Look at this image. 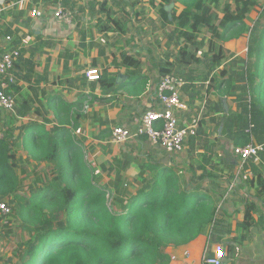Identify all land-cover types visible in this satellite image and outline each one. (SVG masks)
Here are the masks:
<instances>
[{"label":"trees","instance_id":"16d2710c","mask_svg":"<svg viewBox=\"0 0 264 264\" xmlns=\"http://www.w3.org/2000/svg\"><path fill=\"white\" fill-rule=\"evenodd\" d=\"M261 1L264 0H151L163 24L173 26L186 46L194 49L195 54L190 58L195 62H199L196 53L203 48L198 35H209L208 51L213 53L211 61L215 67L223 61L220 43L229 50H239L241 39L250 34L247 50L241 54L242 71L236 74L239 79L230 75L222 83L227 75L224 70L223 78L215 86L222 99L215 109L224 114L221 119L224 125L217 135L228 138L237 147L254 142L264 144V5ZM169 4L182 9L169 16L166 9ZM135 53L129 52L123 59V64L134 71L141 69V60L133 57ZM180 56L184 69L191 62L185 60L186 52L181 51ZM159 72L161 76L173 73L168 68H160ZM184 74L181 70L176 75ZM191 75H186L189 80ZM129 77L135 82L117 86L116 76L107 75L100 77L99 85L102 90L110 91L140 83L144 92L148 85L145 76ZM224 99L237 103L236 107L230 106V111L235 113L233 117L225 113ZM79 105L80 102L63 101L53 109L58 125L54 134L40 124L27 127L22 142L27 157L55 164L57 173L54 180L32 193L27 201L19 194L25 169L18 166L23 159L16 152L13 130L9 129L0 141V200L11 199L12 205L16 203L14 207L20 219L33 227L31 239L10 264H168L170 251L185 248L206 233L209 239L231 232L215 224L217 208L224 199L216 205L212 188L204 186L205 172L197 175L192 164L157 166L139 162L141 172L147 175L140 182L141 187L126 180L118 192L110 194L111 187H115L112 181L107 186L97 185L69 127L81 118L75 111ZM10 115L12 123L16 111ZM35 152L39 154L34 156ZM252 168L255 176L246 186L239 182L235 188L243 185L264 194L261 166L252 164ZM179 174L184 177V188ZM234 178L232 175L226 182L231 186ZM132 189L136 192L129 198ZM256 213L257 205L246 202L243 222L239 224L243 233L257 226ZM262 218L261 215L259 219ZM227 249L234 250L233 246Z\"/></svg>","mask_w":264,"mask_h":264},{"label":"rangeland","instance_id":"374dc122","mask_svg":"<svg viewBox=\"0 0 264 264\" xmlns=\"http://www.w3.org/2000/svg\"><path fill=\"white\" fill-rule=\"evenodd\" d=\"M61 1L63 2V0ZM33 2V0H0V5L3 8L9 4L11 5L10 9L15 11L16 7L21 4H27V10L31 16L33 10L31 3ZM48 2V6L44 4V9L46 7H54L58 0H48ZM75 3L79 4L78 2ZM260 4L264 5V1H261ZM63 5L68 11L73 13L74 18L77 20L76 7L73 4L66 5L64 2ZM166 9L169 16H171L174 11L179 12L182 7L169 4ZM128 10L130 11V8ZM133 10L135 15L119 16L117 23L111 28L114 31L107 34L103 33L102 37H99L92 30L88 36L80 31L77 39L73 40V42H70L69 37L64 36L49 42L54 45L51 48V53L43 51L44 56H42L37 65V69L42 72L41 77H37L34 74L35 68L30 69L26 76L13 72L16 83L9 87L8 91L16 99V117H13L11 123L9 120V118L11 119L10 113L0 111V133L7 134L9 129L13 130L12 138L16 143L19 154L24 158L23 166L21 165L20 168L23 167L25 169V176L23 177L19 194L25 197L26 201L32 193L46 187L51 180H54L57 174L54 170L55 164L49 162L41 163L28 158L22 143L27 127L31 124H38L36 121H42L43 125L41 126L46 128L47 132L51 134L58 130L57 123L50 116V109H57L63 102L59 100L56 104L50 103L49 98L51 97L62 98L61 100L65 101V103L80 99L79 101L83 103L75 109L81 115L82 122L79 123V126L70 124L69 127L73 129L71 135L74 140L79 144L81 143L84 160L95 183L103 187L112 181L115 187H111L112 192L110 194L118 192L123 182L126 183V180L133 183L137 188L141 187L140 182H142L143 178H147V175L143 174L139 165L135 164V162L133 163L132 158L127 155V152L134 147L128 145L130 142L122 146L114 144L111 139V129L115 126L134 128L136 119L145 111L143 103L146 102L148 93L153 92L162 77L159 72L160 68L171 69V72L175 74L181 70L185 72L182 77L190 83V86L187 87L188 89L186 88V95L189 98L191 108L189 116H200L201 119L202 133L192 145L186 146L188 149L178 159L180 162L178 165L192 164L196 167L199 176L205 172L207 180L204 186L212 188L216 205H219L224 198L226 199V196L230 198L232 194H238L237 191L239 190L249 191L243 185H240L238 189L235 188L236 190L230 191V182L224 180L216 182V180H213L215 177L212 176L216 175V178L219 179L221 176L224 178V175H221L226 170L223 167V163L229 160L231 156H234L233 158L238 163V158L234 153V149L237 146L232 145V141L228 138H222L217 135V131L220 130L223 124L221 119L224 114L219 113V116L213 117L217 113L216 105L222 100L221 95L217 94L215 86L223 78L221 72L224 70L227 75L222 80V83L225 84L230 75L239 79L236 74H240L242 71L241 54L247 50L248 36L250 34L241 39L239 50H236V48L229 50L224 44L220 43L223 61L213 67V62L211 61L213 53L208 51V34L198 35V42L203 44V48L196 53L199 62H195L190 58V55L195 54L194 49L186 46L173 26L163 24L154 7H139L138 9L133 8ZM117 27L122 28V30ZM82 50L85 52L82 53ZM130 51L137 52L133 57L141 60V69L134 71L123 64L124 56ZM181 51L188 54L185 60L191 62L184 69L182 67L184 64L181 62ZM81 54L82 57L80 56ZM67 55L73 56L71 62H67L64 59ZM93 59L97 61V67L94 69L98 70L100 77L107 75H117V77L119 75L132 77L144 75V80L147 81L148 85L145 86L144 92H142L140 83L134 86L125 84L126 88H114L110 91H104L100 88L99 81L90 83L86 78L87 70L93 68ZM210 67L213 68L210 70ZM74 70L75 72L73 73ZM46 72L48 75H46ZM190 73L192 74L191 80L186 76ZM210 81L211 83H209ZM129 82H135V80L130 78ZM36 83L43 84L45 87L36 88ZM124 83H126V80L120 85ZM84 91L100 97H96V100L92 94L84 95L82 93ZM222 92H224L223 89ZM223 101L227 102L225 99ZM227 104L228 113H225L233 117L235 113L230 111V106L236 107L237 103L230 101ZM143 142H145L142 146L144 150L148 151L152 158H155L153 163L155 165L160 164L158 161L159 157L164 156V153L147 140ZM38 154V152H35L34 156ZM226 171H228V177L230 170ZM133 174L137 175L134 176ZM179 176L180 185L184 188V177L181 174ZM135 192L132 189L130 193L128 192V197H133ZM244 194L245 198L243 197V199L248 200V195H246L248 193ZM3 201L11 207L12 214L7 219V224H5V221L0 222V264H10L16 253L22 250L23 246L31 239L33 227L26 225L20 219L14 207L16 203L12 205L11 199ZM111 204H113L112 197L109 199V205L111 206ZM227 204L228 201L226 199L225 205L227 206ZM220 214L224 218L222 222L227 224L222 210ZM237 233H239V230L231 231L227 234L233 235ZM237 235L239 237L234 240L241 241L242 235ZM209 240L211 239L209 238ZM248 240L252 242L247 247H238L236 255H239V257L234 264H254L249 260L253 256L260 262L255 264L264 263L262 237L255 231Z\"/></svg>","mask_w":264,"mask_h":264},{"label":"crops","instance_id":"0c3cea01","mask_svg":"<svg viewBox=\"0 0 264 264\" xmlns=\"http://www.w3.org/2000/svg\"><path fill=\"white\" fill-rule=\"evenodd\" d=\"M33 1L34 2L31 3V6L33 7V9L35 8L39 9L44 14V16H42L41 18L31 17L30 12L27 10L28 8L27 4L25 5L21 4L19 7H16L15 11L13 9H10L11 5L9 4L3 8L0 5V30L4 32L5 34L12 35L15 40V45L21 48V59L16 65L14 72L22 76H26V73H28V71H30V69L32 68H35L34 74H36L37 77L42 76V72L39 69H37V65L42 59V56H44L43 51L51 53V48H53L54 45L49 42H52V40L55 41V39H57L58 37L64 36V37H69L70 42H73V40L77 39V36L80 34V31H82V33H86V36H88L91 30L94 33L98 34L99 37H102L103 33L107 34L108 32L114 31V29H111V28L117 23V18L119 16L135 15L133 8L134 9L135 8L138 9L139 7L153 8L151 4V0H99L97 3H89L87 2V0H79V1L78 0H63L64 4L66 5L73 4V6L76 7V12H77V20L76 18H74V26H66L56 21L53 18L52 10L54 7H50V8L46 7L44 9V4L46 6L49 5L48 0H33ZM75 2H78L79 4H76ZM129 8H130V11L128 10ZM109 23L111 24L109 25ZM74 33L75 35L73 36ZM81 52L84 53L85 51L82 50ZM80 56L82 57V54ZM64 59L67 62H71L73 59V56L67 55ZM94 64L97 65V61L95 59L92 60V65ZM94 68L95 67H93L92 69ZM74 72L75 70L73 71V73ZM46 75H48L47 72H46ZM115 76L117 80L118 77L117 75ZM129 80H130V77L128 76V80L126 81V83L129 82ZM90 83H94V82H90ZM116 85L118 86L120 84H116ZM35 87L44 88L45 86H43V84L36 83ZM186 90L187 89H185V94H186ZM82 93L84 95L92 94L91 92H88V91H84ZM92 95H94L95 98L100 97V96H97L96 94H92ZM61 99L56 98V97H51L49 98V102L50 103L53 102L54 104H56L59 102V100L62 101ZM79 100L80 99L73 100V102H80V104L82 105L83 103ZM50 110H51L50 116L54 118L53 109H50ZM190 112H191V109H190ZM217 116H219V113H215L213 117H217ZM140 117L141 116H139V118ZM139 118L136 119V124ZM36 122L40 125H43L42 121L40 120ZM81 122L82 121L80 118L77 123V126H79V123ZM199 128L200 129L198 131L197 137L189 139L186 146L189 147L190 145H192L193 142L202 133V127L200 126ZM71 130L73 131V129ZM0 135L4 136V133L1 132ZM145 140L147 139L143 138L140 140L131 141L130 144H128L134 148H132L129 152H127V155L132 158L133 163L135 162V164L139 165V168H140L139 162L143 163L146 161V162L153 163L155 160V158H152L149 155V152L148 151L146 152L144 148L142 147L145 143L143 141ZM149 143L152 145H155L151 142ZM77 144L81 147V143L80 144L77 143ZM122 145H119V146H122ZM232 145H234L233 142H232ZM155 147H157L161 152L164 153V156L159 157L158 161L160 162V164H158L157 166H171L172 164L174 165L180 164L178 159L180 158V156L185 154L186 149H188V147H185V150L182 154L170 156V155H167V153L159 146L155 145ZM15 148H16V152L18 156L24 159L19 154L17 146ZM233 157L234 156H231L229 160H226L223 163V167L226 168V170H230V174H229L230 177L236 174V169L238 165L237 161H235V158ZM21 165L23 166V162H19L18 166L20 167ZM226 170L224 171V174H221V175H224V178H222L221 176L219 179V178H216V175H213L212 177L216 178V179L213 178V180H216L217 182L219 180L227 181L229 179L228 178L229 176L227 177L228 171ZM133 175L136 176L137 174H133ZM242 184L246 186L245 183H242ZM248 190L249 191L239 190L237 191L238 194L235 193V194H232L230 198L227 197L228 204L226 206L224 203V207L221 209L223 211V216H225V219L227 220V224L222 222L224 218L220 214L221 210L217 212V217H216L217 220L215 223V224H218L220 227H223L225 229L227 228V230H230L232 232L239 230V233L237 234L245 236V238H241L240 239L241 241L239 240L236 241L234 239L239 237L237 234H233V235L226 234L223 237H221L220 235H214L212 238H210L212 240L211 241L208 239L207 233H206L200 236L191 245L185 248H182L180 250L170 251V256L175 255L178 257L179 261L185 260L189 264H200L202 252L206 246L209 245L213 251L215 246L220 245V246H223L228 251V254H229L227 255V258L224 264H234L239 257V255H236V253H238L237 251L238 247H247L252 242V241H249L248 239L250 236L252 237L253 232L255 231L258 232V234L262 237L263 244H264V194H256V190L254 188L253 189L251 188ZM246 192L248 193L246 194L248 195L247 197L249 198L248 200L243 199V197L245 198L244 193ZM246 202H254L257 205V213L255 214V219H257L256 221L257 226L253 228L251 232L243 233L241 231L239 224L243 222L244 206ZM261 215L263 218L259 219ZM247 234H250V235H247ZM227 246H233L234 250L231 251L230 249H227ZM249 260L251 263H254V264L260 263L254 256L250 257ZM168 264H179V262H173L170 260ZM261 264H264V263H261Z\"/></svg>","mask_w":264,"mask_h":264},{"label":"built area","instance_id":"2783aa9c","mask_svg":"<svg viewBox=\"0 0 264 264\" xmlns=\"http://www.w3.org/2000/svg\"><path fill=\"white\" fill-rule=\"evenodd\" d=\"M98 1L87 0L89 3ZM31 16L41 18L44 14L35 8ZM52 16L61 24L74 26L73 13L65 8L61 0L54 5ZM20 59L21 48L15 45L14 37L0 30V111L12 113L17 108L16 99L8 88L16 83L13 72ZM86 78L89 82H98L100 80L98 70H88ZM188 85L190 83L184 77L175 73L162 76L153 92L148 93L146 102H144L145 111L136 126L134 128L113 127L111 129L112 142L122 145L146 138L162 148L167 155L182 154L189 139L197 137L201 121L200 116H189L191 108L189 98L185 94ZM2 139L3 135H0V141ZM234 153L239 162L230 191L234 190L237 183H247L255 176L252 164L261 166L264 174L262 159L264 144L251 143L245 147H235ZM226 199L224 198L217 211L223 208ZM11 214V207L5 201L0 200V222L5 221L7 224V219ZM170 258L171 261L179 262V264H189L185 260L179 261L175 255ZM226 258V250L223 246H215L212 251L208 245L202 252L200 264H224Z\"/></svg>","mask_w":264,"mask_h":264},{"label":"water","instance_id":"95a60500","mask_svg":"<svg viewBox=\"0 0 264 264\" xmlns=\"http://www.w3.org/2000/svg\"><path fill=\"white\" fill-rule=\"evenodd\" d=\"M124 80H128V77L127 76H124V75H119L117 80H116V84H120L122 83ZM223 105H224V110L226 113H228V104L226 101H223ZM222 128H223V124L221 125V128H220V132L222 131Z\"/></svg>","mask_w":264,"mask_h":264}]
</instances>
